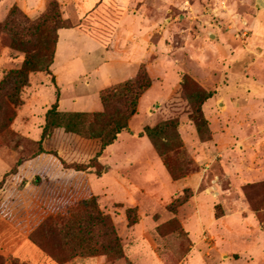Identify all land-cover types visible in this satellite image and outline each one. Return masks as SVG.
<instances>
[{
	"label": "rangeland",
	"instance_id": "374dc122",
	"mask_svg": "<svg viewBox=\"0 0 264 264\" xmlns=\"http://www.w3.org/2000/svg\"><path fill=\"white\" fill-rule=\"evenodd\" d=\"M60 26L78 27L84 35L82 42L66 39L67 59L75 62L68 75L78 81L61 94L83 91L81 63L101 60L95 43L121 55L138 52L134 76L110 90L151 84L128 128L103 153L98 169L87 172L124 258L64 253L60 260L264 264V0H0L4 264H56L29 239L64 199L51 181L33 185L49 156L11 173L36 151L56 94L51 68L30 72L25 84L15 72L28 54L51 52ZM128 96L125 91L108 101L109 113L128 114ZM158 125L157 149L146 130ZM94 231L93 239L105 244L106 228ZM23 240L39 255L20 247Z\"/></svg>",
	"mask_w": 264,
	"mask_h": 264
},
{
	"label": "trees",
	"instance_id": "16d2710c",
	"mask_svg": "<svg viewBox=\"0 0 264 264\" xmlns=\"http://www.w3.org/2000/svg\"><path fill=\"white\" fill-rule=\"evenodd\" d=\"M55 5L58 8L57 3ZM67 28L72 27H59V29ZM57 42L58 35L51 52L46 56L27 55L24 67L15 72L25 77L26 81L23 84L27 82L28 75L32 71L51 73ZM128 84L101 92L104 106L101 112H61L58 103H55L46 113L41 139L33 145L36 151L30 157L22 159L15 172L11 173L17 175L19 167L25 162L38 161L42 157L49 156L33 185L41 187L45 181H51L56 184L55 191L61 192L64 199L63 203H60L56 210L35 229L29 239L40 252L50 255L49 257L56 264L67 262L60 260L59 255L64 253L65 255L71 253V258L110 255L114 256L115 260L124 258L120 238L111 219L100 212L88 183L87 172L98 169L103 153L116 142L122 131L128 128L130 117L137 113L139 97L151 85L149 80L140 84L138 81L136 90ZM125 91L129 92L128 97H131L129 113L123 114L119 111L109 113L108 101L115 100ZM159 129L158 125L146 130L157 149L155 135ZM71 197L73 199H65ZM98 227L106 228L102 236L105 244L93 239L94 230ZM0 264H4V257L1 255Z\"/></svg>",
	"mask_w": 264,
	"mask_h": 264
},
{
	"label": "crops",
	"instance_id": "0c3cea01",
	"mask_svg": "<svg viewBox=\"0 0 264 264\" xmlns=\"http://www.w3.org/2000/svg\"><path fill=\"white\" fill-rule=\"evenodd\" d=\"M83 36L84 35L82 31L78 27L60 29L58 33L55 58L53 65L51 66V71L54 74L56 81V86L54 88V94H56L52 97V101L53 104L58 103L59 111L61 112L103 111L104 106L101 101V92L105 89L117 85L123 80L133 77L134 72L136 71L134 67L138 60V52L136 48H133L134 51L130 54L121 55L115 53L112 48L110 50H106L103 45L94 42L97 47H93L92 50L101 53V60L96 63L93 57H91L85 63H81L80 68L86 69V73L85 71L84 73L86 74L85 79H87L84 84L83 91L80 93V91L77 92L76 90L70 95L61 94L63 88L65 89L66 84L74 85V83L78 81V78H69L70 75H68V67H71V65H73L75 62L73 58L67 59L68 57L66 56V49L70 48V46H65L66 39L74 38L76 41L80 40V42H82ZM70 42L71 40L68 43L70 44ZM77 68L79 67L77 66ZM103 68L104 70L102 72ZM90 78L93 80V82H91L92 80ZM90 96L91 100H88ZM25 240L20 243V247L28 246ZM28 247L31 250V255H39L31 245H29Z\"/></svg>",
	"mask_w": 264,
	"mask_h": 264
}]
</instances>
